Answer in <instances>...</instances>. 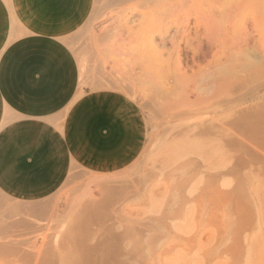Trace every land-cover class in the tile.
Wrapping results in <instances>:
<instances>
[{
    "label": "rangeland",
    "instance_id": "1",
    "mask_svg": "<svg viewBox=\"0 0 264 264\" xmlns=\"http://www.w3.org/2000/svg\"><path fill=\"white\" fill-rule=\"evenodd\" d=\"M120 2L96 0L69 45L80 62L81 90L119 91L139 104L147 126L143 150L112 172L74 165L63 185L43 200L0 195V244L19 241L36 257L22 263L12 251H0V264H37L39 249L51 261L47 264H62L56 246L74 247V240H91L102 231L95 221L88 224L84 219L80 224L86 205L106 200L109 189L122 188L127 189L122 200L116 198L108 210L120 220L114 230L124 235L122 247L143 249L141 254L150 258L133 257V263L224 264V237L228 245L238 238L241 253L245 234L254 232L250 261H242L243 249V257L238 251L235 256L230 253L226 262L264 264V174L253 187H263L257 191L262 203L256 205L246 182L250 168H242L246 177L240 189L242 169L238 176L227 173L237 153L225 147L234 133L227 122L234 110H253L256 119L264 117V0ZM202 123L205 135L196 128ZM236 187L244 198L236 197ZM240 216L244 224L235 232L237 237L233 231L240 228Z\"/></svg>",
    "mask_w": 264,
    "mask_h": 264
},
{
    "label": "crops",
    "instance_id": "2",
    "mask_svg": "<svg viewBox=\"0 0 264 264\" xmlns=\"http://www.w3.org/2000/svg\"><path fill=\"white\" fill-rule=\"evenodd\" d=\"M95 3L0 0V195L43 200L74 165L112 172L143 150L147 126L136 101L80 89L69 42Z\"/></svg>",
    "mask_w": 264,
    "mask_h": 264
},
{
    "label": "bare ground",
    "instance_id": "3",
    "mask_svg": "<svg viewBox=\"0 0 264 264\" xmlns=\"http://www.w3.org/2000/svg\"><path fill=\"white\" fill-rule=\"evenodd\" d=\"M258 1V0H257ZM251 3V2H250ZM254 7V6H253ZM255 15V14H254ZM264 20V19H263ZM262 24H260L261 26ZM242 77V76H241ZM235 80V79H234ZM237 81V80H236ZM235 81V82H236ZM247 89V88H246ZM231 93V92H230ZM257 95V94H256ZM230 96V95H229ZM246 96V95H245ZM224 102V101H223ZM241 103V101H240ZM233 108V107H232ZM260 107L256 108L258 110ZM264 108V107H263ZM253 109V108H252ZM251 110V109H250ZM255 110V108H254ZM261 111V110H260ZM255 112L252 110V113ZM264 112V111H262ZM252 113L250 114V111L247 109H236L232 112V118L227 121L229 122L228 124L231 126V128L234 130V133H233V137L229 140H227V146L225 145V147H229L230 150H233L231 152H236L237 154L235 155V157L237 156L236 158V161L234 163L235 166H232L233 168H231V171L230 172H227V173H231V175L235 174V176H238L236 175L237 171H239L241 173V169L242 168H250L251 171H248V173L250 175H247L248 173H244L246 174V176H248V178L246 180L247 182V185L250 186V188L254 191V188L256 185V181L255 180H258L259 183H260V176H262L264 174V117H261L259 116L257 119L256 117L252 116ZM255 114V113H254ZM252 117H254L255 119H253ZM198 119V118H197ZM222 124V123H221ZM227 124V125H228ZM215 125V124H214ZM218 125V124H217ZM193 126V125H192ZM196 126V124H195ZM213 126V125H212ZM221 126V125H220ZM223 126V125H222ZM225 126V125H224ZM195 128V127H194ZM199 129V133L200 134H207V128L203 126V123L202 125H198L197 124V127ZM215 128V127H214ZM220 128V127H219ZM227 128V127H226ZM221 129V128H220ZM219 129V130H220ZM192 130V128L190 129ZM194 130V129H193ZM211 130V129H210ZM229 130V129H228ZM231 131V130H230ZM209 133H211L209 131ZM230 133V132H229ZM226 134V133H225ZM220 135V134H218ZM210 136V135H209ZM219 137V136H218ZM225 137V135H224ZM223 137V138H224ZM227 137V135H226ZM228 139V138H227ZM234 158V157H233ZM233 164V163H232ZM249 170V169H247ZM255 171H258L257 174H252V172H255ZM247 172V171H246ZM238 173V174H240ZM243 173V169H242V173H241V176L242 178L238 177V179L240 178V180H238L239 182L244 180L245 181V177L246 176H243L244 175ZM219 174V173H218ZM252 174V175H251ZM215 175H217L215 173ZM221 175V174H219ZM225 175V173H224ZM223 175V176H224ZM227 175V174H226ZM222 176V175H221ZM264 176V175H263ZM218 177V175H217ZM244 178V179H243ZM257 178V179H256ZM218 179V178H217ZM221 179V178H220ZM219 181V180H218ZM241 183L239 184L240 185H245L244 183ZM258 183V184H259ZM214 184V183H213ZM237 184V183H236ZM263 186H264V183H262ZM238 185V184H237ZM242 185V186H243ZM127 186V185H126ZM128 187V186H127ZM259 188L262 187L261 186H258ZM258 187L256 188V190L252 193L253 194V201L254 203L257 205V204H261L262 203V197L260 196V194L257 192L258 191ZM130 188V187H128ZM237 188V187H236ZM241 189V186L239 187ZM263 188V187H262ZM123 189V188H122ZM120 189V190H113V189H109V197L106 199V200H103V201H94L93 203L89 204V205H86V207L83 209L85 211L86 209V214H84V218L82 219V222H80V224H83L85 221V223H92L93 221L95 222H98V224L101 226L102 228V231H97L98 233L94 234V232H92L94 234L93 238L91 240H88V239H82V240H74V247H70L68 244L67 246L61 244L60 246H56V249L54 251L57 252V254H59V263H62V264H132L134 260L133 257L137 260L141 259V258H145L146 257L148 258V254H146L147 256H145L144 254H141V253H144V252H141L142 250H138L139 248H137V250L135 249V247H131V248H134V249H131L130 247L127 249V248H124L122 247V238L124 237L123 233H118L114 230V227L118 226V223L120 224V220L118 218H115L116 216L112 215L109 213V207L110 205L114 204V201L115 199L119 198L118 201L122 200V194H123V191L124 190H127V189ZM132 189V188H131ZM130 189V190H131ZM122 190V192H121ZM214 190V189H213ZM237 196L239 197H242L244 198L243 196L245 194H242V192H240V190L237 188ZM262 190V189H261ZM216 191V190H215ZM233 191V190H232ZM236 191V189H235ZM231 192V191H230ZM263 192V191H262ZM122 193V194H121ZM221 193V191H220ZM225 193V192H224ZM227 193V192H226ZM234 193V192H233ZM235 193V194H236ZM125 194V192H124ZM217 194V193H216ZM222 195V194H221ZM120 196V197H119ZM226 196V195H225ZM224 197V196H223ZM228 197V194L227 196ZM235 197V196H234ZM128 198V197H127ZM221 198V197H220ZM229 198V197H228ZM226 199V198H225ZM232 200V199H231ZM248 200V199H247ZM243 201V200H241ZM241 201L239 203H241ZM223 202V201H222ZM233 202V201H232ZM245 203V202H244ZM118 204V203H117ZM231 204V203H230ZM237 207H238V203H236ZM243 206H247V203L244 205L243 203L241 204ZM249 205V204H248ZM260 206V205H259ZM114 207V206H112ZM111 207V208H112ZM263 207V206H262ZM233 208V207H232ZM239 208V207H238ZM242 208V207H241ZM240 208V209H241ZM248 208V207H247ZM258 208V206H257ZM237 209V208H236ZM235 209V210H236ZM239 209V210H240ZM245 209V213L248 214V212H246V210L248 211V209H246V207H243L242 210ZM13 210H15L13 208ZM83 210H81L80 212H83ZM238 210V211H239ZM261 209L259 208V211L260 212L259 216L261 217V214H262V211H260ZM237 211V210H236ZM241 210H240V215H241ZM247 214H245V217H244V221H245V218H247ZM83 215V214H82ZM81 215V217H82ZM239 215V214H238ZM237 215V217H238ZM263 215V214H262ZM54 216V215H53ZM242 216H240L241 218ZM249 217V216H248ZM259 217V218H260ZM58 218V217H57ZM239 218V219H240ZM79 219L81 220V218L79 217ZM85 219V221H84ZM158 219V218H157ZM238 219V220H239ZM30 221H33L35 222L33 219H29ZM37 220V219H36ZM159 220V219H158ZM235 220V217L234 219ZM260 220V219H259ZM38 221V220H37ZM45 221V220H44ZM84 221V222H83ZM153 221V220H152ZM244 221L243 219L241 218L239 220V224L238 226H240V228H236L235 231H233L234 233L236 232H241L239 231L241 229V226H242V222L244 224ZM134 222V221H133ZM155 222V221H154ZM32 223V222H31ZM30 223V224H31ZM88 223V224H89ZM233 223V221L231 222ZM246 223V221H245ZM78 224V223H77ZM76 224V225H77ZM87 224V225H88ZM236 224V223H235ZM84 225V224H83ZM121 226V225H120ZM237 226V225H236ZM129 227V226H128ZM136 227V226H135ZM228 227V226H227ZM83 228V227H82ZM145 228V227H144ZM118 229V228H117ZM137 229V228H136ZM228 229V228H226ZM225 229V230H226ZM132 230V229H131ZM253 230L255 231L256 229L253 228ZM252 230V231H253ZM96 231V230H95ZM126 231V230H125ZM247 231V230H246ZM245 231V232H246ZM229 232V231H228ZM244 232V234H245ZM65 233V232H64ZM137 233V232H136ZM135 233V234H136ZM232 233V232H231ZM235 233V235H236ZM254 233V232H253ZM253 233H247L245 234V238H246V247L244 246V254H245V257L242 259V261L245 259V261H250V258H251V252L254 250V244H255V235H253ZM72 234V233H71ZM140 234H141V231H140ZM228 234V233H227ZM241 234V233H240ZM256 234V233H255ZM154 235V233H153ZM234 235V234H233ZM64 236V234H63ZM69 236V235H68ZM77 236V235H76ZM83 236V235H82ZM146 236V235H145ZM237 237H240L238 236V234L236 235ZM11 237V236H10ZM33 237V236H32ZM65 237V236H64ZM77 237H80V236H77ZM76 237V238H77ZM157 237V236H156ZM224 237V236H223ZM4 238H7V242H11V239L12 238H9L8 236H5ZM63 238V237H62ZM83 238V237H82ZM224 238H228L227 237H224ZM223 238V239H224ZM231 238V237H230ZM235 240L233 241L232 244L228 245L227 244V240H223V241H226V242H223L224 243V249H222L221 252V260L222 259H225V261L223 262L224 264H227L226 262V258L227 256L231 254V256H235L236 255V252L238 254H240V258L243 257L244 255L242 254L243 253V249L242 251H240L241 253H239V250L241 248L239 247H242L239 243V239L236 238L234 236ZM233 238V239H234ZM45 239V238H43ZM64 239V238H63ZM62 241H66V240H63ZM68 239V238H67ZM125 239V238H124ZM139 239V238H138ZM151 239V238H150ZM232 239V238H231ZM237 239V241H236ZM264 239V238H263ZM18 240V239H17ZM140 240V239H139ZM138 240V241H139ZM229 240V238H228ZM243 240V239H242ZM15 241V240H14ZM22 241V240H21ZM45 241V240H44ZM59 241V240H58ZM61 241V242H62ZM264 240H262V243H263ZM1 242V241H0ZM6 242V241H5ZM69 242V241H68ZM131 242V241H130ZM147 242V241H146ZM239 242V243H238ZM16 242L12 243L11 245L9 244H4V245H1L0 244V251H12L14 253V256L16 255V257H18V259L20 261L23 262H33V260L36 258H34L35 256V253L33 251H31V249L28 251V250H23L22 247H20V242L18 241L17 244H15ZM47 243V242H46ZM45 243V244H46ZM60 243V242H59ZM221 242V244H223ZM258 243V242H257ZM146 244V243H145ZM220 244V243H219ZM227 244V245H226ZM238 244H239V247H238ZM23 245V244H22ZM136 245V244H135ZM256 245V244H255ZM39 246V245H38ZM132 246V245H131ZM228 246V247H227ZM261 247V246H260ZM263 247V246H262ZM50 248V247H49ZM239 248V250H238ZM46 249V248H45ZM48 249V248H47ZM40 250V249H39ZM38 250V252L36 253H39V258H37V262L39 260V262L45 260V258H43V256L41 255L42 251L40 252ZM47 251H50L47 250ZM46 251V252H47ZM53 251V250H52ZM140 252V255H139V252ZM264 251V250H263ZM3 252V253H4ZM55 252V253H56ZM152 252V251H151ZM34 253V255L32 254ZM44 253V251H43ZM264 253V252H263ZM262 253V254H263ZM47 254V253H46ZM45 254V255H46ZM243 255V256H241ZM37 256V254H36ZM51 256V255H50ZM38 257V256H37ZM47 257V256H46ZM141 257V258H139ZM229 257V256H228ZM233 258V257H232ZM235 258V257H234ZM238 258V257H237ZM150 260V258H148ZM18 260V261H19ZM48 259H46L45 261H47ZM132 260V261H131ZM153 260V259H152ZM143 261V260H142ZM248 261V262H249ZM38 262V263H39ZM48 262H51V261H47L46 264ZM54 262V260H53ZM147 262V261H146ZM35 263V261H34ZM37 263V264H38ZM44 263V261H43ZM42 263V264H43ZM247 263V262H246ZM40 264V263H39ZM55 264V263H54ZM135 264V263H133Z\"/></svg>",
    "mask_w": 264,
    "mask_h": 264
}]
</instances>
